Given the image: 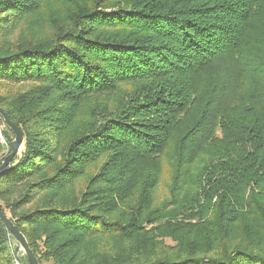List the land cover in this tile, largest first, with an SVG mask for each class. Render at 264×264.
<instances>
[{
    "label": "trees",
    "instance_id": "trees-1",
    "mask_svg": "<svg viewBox=\"0 0 264 264\" xmlns=\"http://www.w3.org/2000/svg\"><path fill=\"white\" fill-rule=\"evenodd\" d=\"M0 107L39 264H264V0H0Z\"/></svg>",
    "mask_w": 264,
    "mask_h": 264
},
{
    "label": "water",
    "instance_id": "water-1",
    "mask_svg": "<svg viewBox=\"0 0 264 264\" xmlns=\"http://www.w3.org/2000/svg\"><path fill=\"white\" fill-rule=\"evenodd\" d=\"M0 116H2L5 124L10 128V130L13 131L15 135L12 141L11 152L3 159L0 165V174H2L8 168V165L12 162V160L16 156V153L18 154L22 150L24 146L25 133L21 129V127L17 126V124H15L11 120L5 109L2 107H0ZM0 219L3 221V223L7 226L9 231L14 236L12 242L15 246L14 252L17 260L20 261L21 256L24 253L27 256L28 264H39L34 253L29 247V244L25 236L21 233L19 228L16 226L15 222L13 220H10V218L3 212L1 206H0Z\"/></svg>",
    "mask_w": 264,
    "mask_h": 264
},
{
    "label": "rangeland",
    "instance_id": "rangeland-1",
    "mask_svg": "<svg viewBox=\"0 0 264 264\" xmlns=\"http://www.w3.org/2000/svg\"><path fill=\"white\" fill-rule=\"evenodd\" d=\"M2 127L3 125L1 126L0 124V129H2ZM170 150H171V147H170ZM164 160H165L164 170L161 176V182H160L159 188L157 189V193H156L157 194L156 200L158 203L161 202L167 196L168 185L170 184V180H171V164L168 158Z\"/></svg>",
    "mask_w": 264,
    "mask_h": 264
},
{
    "label": "built area",
    "instance_id": "built-area-1",
    "mask_svg": "<svg viewBox=\"0 0 264 264\" xmlns=\"http://www.w3.org/2000/svg\"><path fill=\"white\" fill-rule=\"evenodd\" d=\"M0 137H1L2 140L4 139L1 133H0ZM3 141H5V140H3Z\"/></svg>",
    "mask_w": 264,
    "mask_h": 264
}]
</instances>
